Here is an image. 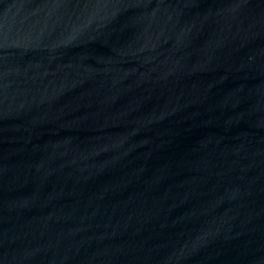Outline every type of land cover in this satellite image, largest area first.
Returning <instances> with one entry per match:
<instances>
[{
    "label": "water",
    "instance_id": "obj_1",
    "mask_svg": "<svg viewBox=\"0 0 264 264\" xmlns=\"http://www.w3.org/2000/svg\"><path fill=\"white\" fill-rule=\"evenodd\" d=\"M0 264H264V0H0Z\"/></svg>",
    "mask_w": 264,
    "mask_h": 264
}]
</instances>
